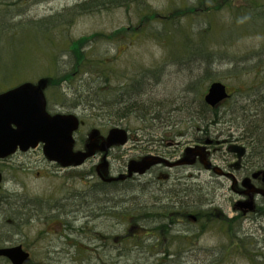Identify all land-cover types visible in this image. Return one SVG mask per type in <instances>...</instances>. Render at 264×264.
I'll return each instance as SVG.
<instances>
[{"label":"rangeland","instance_id":"obj_1","mask_svg":"<svg viewBox=\"0 0 264 264\" xmlns=\"http://www.w3.org/2000/svg\"><path fill=\"white\" fill-rule=\"evenodd\" d=\"M82 1L86 0H0V73L1 68H5L7 76L5 80L0 76V92L5 91L1 87L13 88L26 81L46 78L52 70L53 64L41 46L27 41L31 37L27 31L17 29L26 23L37 25V20L64 12ZM247 1L139 0L138 5L81 16L69 26L56 29L51 42L58 48L52 49V53L61 52L59 74L70 72L74 56L85 53L92 46L101 58L113 61L110 67L113 70L112 83L122 87L121 97L136 108L133 114H122L109 127H102L106 119L100 120L97 115L103 116L106 112L75 111L63 106L58 98L50 99L47 95L51 113L71 112L89 119L75 134L78 141L86 138L93 127L100 129L103 135L112 127L127 129L130 141L116 151L115 159H110L114 168H126L130 160L148 154L150 140L155 138L164 140L165 150L177 155L185 152L188 146L193 147L198 129H204L203 121L196 119L203 91H207L212 82H222L232 91L236 86L245 89L247 75L234 69V60L243 59L248 51L264 48V36L253 35L247 28V21L251 22L248 17L264 16V0ZM248 5L254 10L244 11ZM237 13L247 21L236 20ZM42 26L53 27L50 24ZM9 33H16L21 41V48L16 51L10 49ZM84 36L88 40L82 38ZM65 38L68 41L83 40L84 44L67 53ZM196 50L203 56L195 53ZM191 51L194 52L187 55ZM208 52L210 56L206 59L204 55ZM211 53L215 55L211 56ZM23 54L26 56L24 60L21 59ZM79 82L77 79L62 88L53 87L55 89H50L49 93L65 92L67 97L62 100H67L66 104L70 105L72 95L85 88ZM231 104L232 101L226 103L219 118L223 115L230 118ZM227 126H213L209 131L213 138L222 141L226 137L219 136L220 131H227ZM90 164L76 171L60 170L45 159L40 148L30 155H18L0 162V171L4 175L0 192V247L23 243L34 255L29 264H42L41 260L47 261L49 254H58L65 245L63 227H59L54 217L59 218L58 213L66 211L64 219L75 228L91 223L93 230L90 232L109 237L113 250L111 259L117 252L114 246L119 245L125 259L116 260L117 264H246L240 259L233 260L230 238L224 237L222 229L207 230L194 246H190L195 256H185L189 248L177 244L155 250L149 221H146V230L139 231V239H135L137 243L134 242V233L130 229L139 225L143 218L138 213L129 212L137 210L138 198L153 205L156 187L149 183L147 189L150 193L140 195V192L133 191L134 184L139 181H131L125 186L127 193L124 196H117L114 192L113 195H103L95 191L94 186H100L98 179L89 177ZM168 198L165 196L163 201L167 202ZM90 202L93 203L91 208ZM95 205L102 208L104 214L106 208L113 210L114 216L108 218L104 215L90 221L89 212L96 208ZM118 211L128 213L124 223L118 221ZM124 232L131 238L126 237L127 240L120 244L115 242V238ZM166 253L171 256H165ZM45 263L60 264L54 260ZM0 264L8 263L0 258Z\"/></svg>","mask_w":264,"mask_h":264},{"label":"flooded vegetation","instance_id":"obj_2","mask_svg":"<svg viewBox=\"0 0 264 264\" xmlns=\"http://www.w3.org/2000/svg\"><path fill=\"white\" fill-rule=\"evenodd\" d=\"M235 19H243L245 22L250 19L251 22L247 21V28L252 30L253 35L264 36L262 35L264 31H260L264 29V18L260 20L259 17H248L246 20L238 16ZM238 60H234L233 67L236 70L247 71L246 88L236 86L234 91L229 89L232 101L231 122L227 126L228 131L221 130L219 135L226 137L224 140H216L213 138L214 135L212 138H206L205 131L198 129V138L192 144L201 151L203 159H196L190 165L173 167L159 163L144 175H135L121 182L103 181L100 176L102 174L110 178L127 172V166L123 169L114 168L110 161L111 158H116L119 147L109 150V163L106 168L98 167L103 157L100 153L88 163H91V179H98V184L105 191L111 185L120 190L126 182H137L143 178L148 179L146 184L151 183L156 187L154 191L157 192L153 193V198L156 197L157 205V199L162 203L160 208H153L157 211V217L152 235L164 247L177 244L189 248L185 251V256H195L190 246H194L207 230L213 232L222 229L224 237L230 238L229 244L234 261L240 259L246 264H264V48L248 51L243 59ZM225 107L226 102L218 106L217 116H220ZM77 142L76 150L83 151L86 143ZM163 142V139H151L149 153L137 159L153 155L167 160L170 164L183 159V152L177 155L173 151L165 150ZM234 147L243 150H234ZM36 151L18 152L15 156H26ZM51 164L63 170L57 164ZM210 164L218 167L221 170L218 171L220 174H217L213 167L207 168ZM165 196H169L167 202L163 201ZM155 203L153 202V205ZM160 217L164 222L158 226ZM81 227L85 229L84 231L87 230L86 235L80 230L69 231V234H66L65 245L58 250L60 252L58 254L51 252L52 254L47 256V261L41 260L42 264L52 260L60 264L63 263L61 260L67 264H117L116 260L125 259L120 253L119 245L115 244L116 255L114 259L110 258L113 250L109 237L90 232L93 230L91 223ZM124 241L119 237L115 238L118 244ZM27 247L26 245L25 250L30 253V259L33 260L34 255ZM83 247L86 248L85 252L88 255L79 252Z\"/></svg>","mask_w":264,"mask_h":264},{"label":"trees","instance_id":"obj_3","mask_svg":"<svg viewBox=\"0 0 264 264\" xmlns=\"http://www.w3.org/2000/svg\"><path fill=\"white\" fill-rule=\"evenodd\" d=\"M250 1L251 0H248V2H250ZM138 3H139V0H86V1H82L80 3H76L75 5L66 9L64 12H59V13H57V14L49 17V18L37 20V22H36L37 25H32L30 23H26V24L22 25L24 27H19V29L15 28L19 32L27 31L28 34L31 35V37L28 38L27 41H33L36 44H38L39 46H41V48L44 51V53L46 54L47 58H50V62H51V64H53L52 70L50 73L51 75L49 74V76H47L46 78L39 79V80L45 79L46 81H48L46 94L48 95V97L50 99H56L57 100V98H58L59 99L58 102L62 101L61 104L63 106H67L70 109L75 110V111L76 110L81 111L82 113L84 111H90V113H91V110H98V111L101 110L103 112H106V114H104L103 116H102V114L97 115V116H99L98 118H100V120H102V118L106 119V121H105V123H103L102 127H107V126L109 127L111 124H113L115 119H118L119 116L122 117V114L126 115V116L133 114V109L136 108V106H133L130 102L124 100V98L121 97L122 87H119L117 85V83H112L113 78H112L111 71H113V70L110 69V67H111V64L113 63V61L110 62L109 61L110 58L108 60H106L104 57L101 58V56L98 55V51L95 52L94 47L91 46L90 49H88V51H86L85 53L82 52V54L74 56L75 61L73 63V67H72V70L70 72H65L64 74L63 73L59 74V69H60L59 64H60L61 52L58 51L55 54L52 53V49L56 48L57 46L54 44V42H51V40H54V37H52V35L56 31V29H59L60 27L69 26L73 22V20L77 19L78 17L86 16V15H94L98 12H101L102 10H108L109 11V10L118 9V8L125 7V6L130 7L133 5H138ZM243 10L244 11H248V10L253 11L254 9L248 5L245 8H243ZM238 13H237V15H238ZM251 17H256V15H252ZM263 18H259V19L262 20ZM43 24H50L53 27L48 28L47 26H42ZM59 31H61V30H59ZM63 31L65 32L66 28H64ZM15 34L11 35L9 33V39H10V45L9 46H10V49L13 48V51H16L19 48H21V45H20L21 41L19 40V37L15 36ZM44 34H47V35L45 36ZM203 36H206V35L203 34ZM82 38L88 40V38H85V36ZM65 40H66V38H65ZM74 40H76V39H72L71 41L66 40V42H68L67 43L68 48L66 50L67 53H70V51L72 52V50H75V49L79 48L80 46H82V44H84L83 40L80 42H78V40H76V41H74ZM88 45L89 44H87V46ZM56 49H58V48H56ZM193 52L191 51V53L189 52L187 55L192 54ZM195 53H198L199 56H203V54L199 53L198 50H196ZM69 55H71V54H69ZM213 55H215V54H212L211 56H213ZM204 56L207 59L210 56L209 52L206 53ZM191 57H193V56H191ZM25 58H26V56L23 54V57L21 59L24 60ZM21 59H19V60L21 61ZM28 59H29V57H28ZM17 61L13 65H16ZM71 62H72V59H71ZM240 71L247 74V71H242V69ZM0 76H1L2 80L3 79L5 80V78H7L5 68H1ZM77 79H80L79 83L83 84V86H85V88H83V90H79V92H75L72 95V97H71L72 102H70V105L66 104L68 102L67 100H62L65 97H67V95L64 94L65 92L64 93L63 92L58 93L57 91H54L55 93H52V92L49 93L50 89H52V90L55 88L57 89V86H58V88H62L64 86V84L71 83L72 81L77 80ZM137 82H139V81H135V83H137ZM54 85H56V86H54ZM53 87H55V88H53ZM1 88H2V90H5L4 87H1ZM127 99H129V98H127ZM199 102H200L199 108H198V111H196V115H197L196 119H198V121H200V122H201V120L203 121L202 122L203 126H204L203 130L206 133V134H204L206 138H208V137L212 138V136H213L212 133H209L210 127H213V126L217 127V126L222 125L223 123L226 125H230L231 118L227 119V118H225L224 115H223V118H222V116L219 118V116H217V110L211 109L203 101V96L200 97ZM48 109H49V111L51 110L50 104H49ZM69 113H71V112H69ZM92 116L96 117L95 115H92ZM81 119L83 121V124H86L87 121H89V119L86 117H83ZM93 128H96V127H93ZM81 140L82 141H80V142L78 141L77 143L81 144V142H85L86 138L84 137ZM89 174H90L89 177H92V175H91L92 173L90 172ZM146 180H148V179H146ZM145 182H148V181H145ZM145 182L139 181L138 184H134L135 187H134L133 191L136 190L137 192H140V195L150 193V191L147 189L148 184H146ZM130 183H132V182L131 181L126 182L120 190L117 189V187L112 186V185L109 186L108 187L109 189L107 188L106 191L102 188L101 185H100L101 188H100V186H94V187H95L96 192L99 191V193H101L103 195H107L108 193L112 194L114 192L115 195H117V196H119V195L124 196L125 193H127L125 186L127 184H130ZM112 189H115V190H112ZM152 198H153V196H152ZM153 202L154 203L156 202V197L153 198ZM157 202H158V205L156 203H155V205H150L146 201L138 198L137 210L129 212V213H133V214L138 213L137 215L140 216L141 218H143V220L140 221L139 225H135L134 227H132L130 229V232L134 233V238H133L134 242L137 243V240H135V239H139V231L140 230H146V228H147L146 227V225H147L146 221H149V223L151 222V225H152V229H151L152 231L151 232H152V234L154 233L153 229H154V225H155V218L157 217V211H154L153 208H156V209L160 208L162 201H159L157 199ZM124 203H125V200H124ZM92 204L93 203L90 202V208H91ZM95 206H96V208H94V210H91L89 212L88 217H89L90 221H94L93 218L100 219L104 215H105V217H108V218H109V216H114L113 210H109L108 208H106L105 214H104L102 208H99L97 205H95ZM90 208H86V210L87 209L90 210ZM152 210H153V212H151ZM65 213H66V211H63L62 213H58V215H60L59 218L54 217V218H56L55 222H58L59 227H63L64 233L62 234V237L64 238V241L67 237L66 232H69L71 230H77V231L80 230V232H82L83 235H86L88 233L87 230L84 231L85 229H82V227H81L82 225L79 228H75L73 224L67 222L64 219ZM126 214H128V213H124V211L122 213H120L118 211L117 216H120L118 221H122L124 223V217ZM134 218H135V216H134ZM163 222H164L163 218L160 217V219L158 221V226L162 225ZM136 233H137V236H136ZM158 235H159V233H158ZM117 237H119V239L121 238V240L126 241L127 239H125V238L130 237V235H125V232H124L122 235L117 236ZM145 237H147V236H145ZM153 238L155 239V237H153ZM84 239H86V238H84ZM172 247H174V246H172ZM160 248H169V247H164L160 241H156V239H155L154 249L159 251ZM85 250H86V248L83 247V248H81V250L79 252L82 255H88V253L85 252ZM166 255H170V254L166 253L165 256ZM164 259H167V258L164 257ZM6 262L8 264H10L8 261H6Z\"/></svg>","mask_w":264,"mask_h":264},{"label":"water","instance_id":"obj_4","mask_svg":"<svg viewBox=\"0 0 264 264\" xmlns=\"http://www.w3.org/2000/svg\"><path fill=\"white\" fill-rule=\"evenodd\" d=\"M46 86V80H41L38 84L26 82L0 94V160H6L18 150L28 152L42 146L45 158L62 168H79L98 152L104 154V163L100 168H106L109 150L114 146L127 144V131L114 128L105 138L98 130H93L85 150L75 151L74 135L80 128V119L74 114L51 115L47 111V99L43 92ZM228 96L226 86L217 82L210 86L205 101L211 107H216ZM200 152L188 148L183 160L174 164L154 156L140 161L132 160L127 166V174L107 181H124L135 174L144 175L159 163H166L169 167L190 165L200 156ZM200 158L203 159V155ZM212 167L211 164L207 165V168ZM213 168L220 174L219 168ZM2 181L0 173V189ZM0 256L9 259L12 264H25L29 260V254L21 246L0 249Z\"/></svg>","mask_w":264,"mask_h":264}]
</instances>
